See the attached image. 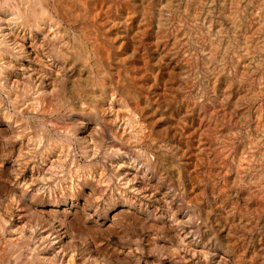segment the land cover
I'll return each instance as SVG.
<instances>
[{"label":"rangeland","instance_id":"rangeland-1","mask_svg":"<svg viewBox=\"0 0 264 264\" xmlns=\"http://www.w3.org/2000/svg\"><path fill=\"white\" fill-rule=\"evenodd\" d=\"M57 1L53 92L0 49V264H264V0Z\"/></svg>","mask_w":264,"mask_h":264},{"label":"bare ground","instance_id":"bare-ground-1","mask_svg":"<svg viewBox=\"0 0 264 264\" xmlns=\"http://www.w3.org/2000/svg\"><path fill=\"white\" fill-rule=\"evenodd\" d=\"M50 0H0V49H2V50H5V51H7L10 47L8 46V43H7V41H8V39H6V37H5V35H6V31H8L7 33H8V35H9V39H10V36H11V41L13 40L14 41V44H15V46L18 48H16L15 49V51H17V52H19V53H24V54H26L27 55V57L28 58H31V59H34V61L36 60L37 62H40L41 63V65H43L42 67H39V69L38 70H40L39 71V73L40 74H43V72H44V76L48 79L47 80V82H50V89H49V91H54V81L56 80V78L58 77V70H59V67H58V64L56 63V61H55V63H53V62H51V63H49V64H47L48 62H46V60H44V58H43V56H42V54L40 53V50L39 49H41L42 48V45H43V39H45V38H48L47 40H50L53 44H52V46H51V48H50V51L52 52V54L55 56V58H57V60L58 59H60V58H66L65 57V55H67L65 52H66V50H63V46H62V43H61V41H55L56 40V33L58 32L57 30H58V28H59V26L57 27V21L56 20H54V16L55 17H60V15L58 14V8H57V6H56V3H58V1L57 0H51L52 2H53V4H52V6H50L49 7V5H50V2H49ZM57 1V2H56ZM62 0H60V2H61ZM83 3H87V1H85V0H81ZM90 1V0H89ZM96 1V0H95ZM63 2V1H62ZM81 2V3H82ZM103 3V2H102ZM78 4H79V2H78ZM91 4V3H90ZM92 4H93V2H92ZM91 4V5H92ZM60 5V4H59ZM67 5V4H66ZM80 5V4H79ZM89 5V4H88ZM85 6V5H84ZM94 7V6H93ZM97 7L99 8V10H100V8H101V3L99 2L98 4H97ZM50 8H53V12L55 13V14H53V12L50 10ZM63 8V7H62ZM86 8H88V7H86ZM89 8H91V7H89ZM93 9V8H92ZM102 9V8H101ZM6 10H9V11H7V12H10L8 15H13V16H11L12 18H14V24L15 23H17L18 24V26H20V27H27L28 29H29V31H32V30H35L36 31V33L35 34H33V33H28V36H26L24 33H22L21 31V33L17 30V29H12V28H10L9 26H10V24H11V20H9V17L7 18L3 13H5V11ZM83 11V10H82ZM93 11H94V9H93ZM97 11V10H96ZM95 11V12H96ZM60 12L62 13V11L60 10ZM63 14H64V17H63ZM61 16L65 19V16H66V14L65 13H63ZM72 14V13H71ZM70 14V15H71ZM93 14V13H92ZM102 14V13H101ZM98 15V14H97ZM85 16H83V18H84ZM66 18H67V16H66ZM93 18H94V15H93ZM11 19V18H10ZM86 19H87V17H86ZM95 19H97V18H95ZM13 20V19H12ZM59 20V19H58ZM84 20V19H83ZM90 20V19H89ZM100 20V19H99ZM73 21V20H72ZM12 22V23H13ZM75 22V21H74ZM93 22V21H92ZM99 22V21H98ZM68 23V22H67ZM13 24V25H14ZM66 24V23H65ZM91 24V23H90ZM95 25H96V23H94ZM101 24H102V22H101ZM60 25V24H59ZM86 25V24H85ZM17 26V27H18ZM90 26V25H89ZM99 28H100V25H97ZM95 27V26H94ZM61 28V27H60ZM23 29V28H22ZM80 31V30H79ZM83 31V30H82ZM34 32V31H33ZM62 33H63V31H61ZM68 32V31H67ZM91 32V31H90ZM93 32H94V30H93ZM84 33V32H83ZM87 33V32H86ZM96 33V32H95ZM27 34V33H26ZM59 34H61V33H59ZM64 34V33H63ZM68 34V33H67ZM98 34V33H97ZM101 34V33H100ZM70 35V34H69ZM87 35H89V34H86V36ZM62 36V35H61ZM90 36H92V35H90ZM90 38V37H89ZM97 38H98V36H97ZM94 39H95V37H94ZM60 40H61V38H60ZM75 40V39H74ZM99 40V39H98ZM101 40V39H100ZM10 41V42H11ZM12 41V42H13ZM49 41V42H50ZM94 40H93V38H92V42H93ZM64 42H65V40H64ZM66 42H67V40H66ZM75 43V42H74ZM90 43H91V41H90ZM89 43V44H90ZM65 44V43H64ZM99 44V43H98ZM66 45H67V43H66ZM97 45V44H96ZM44 46V45H43ZM47 46V45H46ZM48 46H50V45H48ZM70 46V45H69ZM90 46H92V45H90ZM13 47V46H12ZM65 47V46H64ZM93 47V46H92ZM96 47V46H95ZM94 47V48H95ZM98 47V46H97ZM47 48V47H46ZM91 48V47H90ZM103 48V47H102ZM43 49H44V47H43ZM42 49V50H43ZM76 49V48H75ZM41 50V51H42ZM69 50V49H68ZM78 49H76V51H77ZM99 50V49H98ZM102 50V49H101ZM44 51V50H43ZM101 52V51H100ZM3 53H4V51H3ZM11 53V52H10ZM43 53V52H42ZM86 53V52H85ZM91 53V52H90ZM13 54V53H12ZM11 54V55H12ZM15 54V53H14ZM47 54V53H46ZM44 55V56H49V54H47V55ZM93 54V53H92ZM99 54H101V53H99ZM69 55V54H68ZM13 56V55H12ZM11 56V57H12ZM96 56V55H95ZM1 57H2V55H0V59H1ZM21 57V56H20ZM69 57V56H68ZM94 57V56H93ZM92 57V58H93ZM6 58H7V56H6ZM15 58V57H14ZM48 58H50V57H48ZM84 58V57H83ZM3 59H5L4 57H3ZM17 59H18V57H17ZM69 59V58H68ZM100 59V58H99ZM13 60V59H12ZM30 59H28L27 60V62L26 63H21L20 61V69L22 70V73L24 74V71H28V72H33L34 70L36 71V69H37V67L35 66V67H33L32 65H31V63H30V61H29ZM94 60V59H93ZM22 61H24V59L22 60ZM35 61V62H36ZM49 61V60H48ZM51 61V60H50ZM62 61V60H61ZM13 62H15V59H14V61ZM25 62V61H24ZM32 62V61H31ZM60 62V61H59ZM95 62V61H94ZM93 62V63H94ZM0 63H1V61H0ZM5 65H3L2 67H4V69L2 70V69H0V72L1 73H3V74H6V73H8V74H10L9 72H7L6 70L11 66V61L10 60H8L7 61V59H5ZM32 63H34V62H32ZM39 63V64H40ZM63 63V62H62ZM17 64V63H16ZM38 64V63H37ZM95 64L97 65V63L95 62ZM100 64V63H99ZM13 66H11V67H14L15 66V64L13 63L12 64ZM1 66V65H0ZM16 67V66H15ZM14 67V68H15ZM67 67V66H66ZM18 68V67H17ZM60 71V70H59ZM11 72V71H10ZM37 72V71H36ZM102 72V71H101ZM12 73V72H11ZM38 73V72H37ZM39 73H38V75H39ZM14 74V73H13ZM21 74V73H20ZM29 74V73H28ZM33 74V73H32ZM99 74H100V71H99ZM1 75V74H0ZM7 75V74H6ZM5 75V76H6ZM34 75V74H33ZM2 76V75H1ZM13 76V75H12ZM16 76V75H15ZM19 76V75H18ZM17 76V77H18ZM21 76V75H20ZM25 76V75H24ZM41 76V75H40ZM39 76V77H40ZM33 77V76H32ZM35 77V76H34ZM38 77V78H39ZM10 78H12V77H10ZM20 78V77H19ZM19 78H17V79H19ZM37 78V77H36ZM60 78V77H59ZM5 79H7V77H4V80ZM14 78H12V80H13ZM33 79V78H32ZM9 81V80H8ZM16 81V80H15ZM21 81V80H20ZM46 81V80H45ZM58 81V80H57ZM102 81V80H101ZM0 82L1 83H3L4 84V81H1V79H0ZM5 82H7L6 80H5ZM40 82V81H39ZM96 82H97V80H96ZM18 83V82H17ZM25 83V82H24ZM56 83V82H55ZM8 84V83H7ZM7 84L5 85V86H7ZM10 84V83H9ZM26 84V83H25ZM42 84V83H41ZM96 84V83H95ZM98 84V83H97ZM28 85V84H27ZM40 86V85H39ZM39 86H37L36 85V87H35V89H34V91H33V95H31L32 97L31 98H29L28 100H25L24 101V99H21V100H23L24 102H22V103H14V106H15V108L17 109V110H20V111H22L21 109H23V108H25L26 110L28 109H33V110H38V109H43L44 108V106H43V102L45 101V99L47 98L46 97V90H48V89H43L42 87H39ZM9 87V86H8ZM7 87V88H8ZM34 87V86H33ZM98 87V86H97ZM2 88H3V86H2ZM7 88H5V89H7ZM56 88V87H55ZM58 88V87H57ZM100 88H101V86H100ZM9 89V88H8ZM24 89H25V87H24ZM27 89V88H26ZM29 89H30V87H29ZM32 89V88H31ZM98 89H99V87H98ZM103 88H101V90H102ZM3 90V89H2ZM56 91V90H55ZM24 92V91H23ZM100 92H102V91H100ZM10 93V92H9ZM11 95V94H10ZM29 95V94H28ZM27 96V95H26ZM98 96V95H97ZM109 96V95H108ZM14 97V96H13ZM21 97V96H20ZM46 97V98H45ZM49 97V96H48ZM99 97H101V96H99ZM98 97V98H99ZM105 97V96H104ZM15 98V97H14ZM17 98V97H16ZM97 98V99H98ZM108 98V97H107ZM10 99V101H12L13 100V98H9ZM96 99V98H95ZM109 99V98H108ZM111 99V98H110ZM18 100V99H17ZM47 100V99H46ZM14 101V100H13ZM98 101V100H97ZM101 101V100H100ZM107 101V100H106ZM114 101V100H113ZM19 102V101H18ZM47 102V101H46ZM99 102V101H98ZM11 103V102H10ZM103 103V102H102ZM102 103H100V104H102ZM114 103V102H113ZM124 103V102H123ZM128 103V102H127ZM129 103H131V102H129ZM45 104V103H44ZM48 104V103H47ZM99 104V103H98ZM116 104V105H115ZM115 106H117L118 107V109H117V112H116V115H118V116H120L122 119H125L126 120V122H124L123 124H125V125H129L130 126V129H131V131H132V129H133V131H134V134L133 133H131V134H133V137H136L138 140H139V138L140 139H142V131H141V129H140V131H138L139 129H135V127H137L136 125H134L135 124V119H134V111L132 110V109H126V110H124L123 109V104H122V102L119 100V99H117L116 101H115ZM133 104V103H132ZM137 104V103H136ZM13 105V104H12ZM49 106V105H48ZM47 106V107H48ZM98 106V105H97ZM114 107V106H113ZM45 108H46V106H45ZM95 108V107H94ZM98 108H99V106H98ZM103 108V107H102ZM116 108V107H115ZM141 108V107H140ZM139 108V109H140ZM49 109V108H48ZM53 109V108H52ZM51 109V110H52ZM105 109V108H104ZM109 109H110V107H109ZM133 109H134V107H133ZM16 110V111H17ZM45 110V109H44ZM94 110V109H93ZM92 110V111H93ZM101 110V109H100ZM111 110V109H110ZM113 110H114V108H113ZM23 111H25L24 109H23ZM32 111V110H31ZM41 111V110H40ZM43 111V110H42ZM103 111V110H102ZM109 111V110H108ZM115 111V110H114ZM35 112V111H34ZM73 112V111H72ZM138 112V111H137ZM93 113H94V111H93ZM113 113H115V112H113ZM141 114V113H140ZM140 114H139V116H140ZM5 115V114H4ZM94 115V114H93ZM113 115V114H112ZM2 116V115H1ZM97 116V115H96ZM115 115H113V117H114ZM101 118V117H100ZM112 118V117H111ZM110 118V121H112V119ZM10 119V118H9ZM102 119V118H101ZM143 120V119H142ZM145 120V119H144ZM5 121H7V120H5ZM10 121V120H9ZM106 121V120H105ZM8 122V121H7ZM101 122V121H100ZM103 122V121H102ZM112 122H115L114 120L112 121ZM16 123V122H15ZM119 123H121V121L119 120ZM139 123V122H138ZM17 124V123H16ZM123 124L122 125H120L119 127H121V126H123ZM140 124V123H139ZM145 124V123H144ZM8 125V124H7ZM9 125H10V123H9ZM95 125H97V123L95 124ZM102 125H104V124H102ZM116 125H117V123H116ZM148 125V124H147ZM98 126V125H97ZM107 126H108V124H107ZM106 126V127H107ZM17 127V126H16ZM109 127V126H108ZM128 127V126H127ZM19 128V127H18ZM116 128V127H115ZM118 128V127H117ZM147 128V127H146ZM100 129V128H99ZM120 129V128H119ZM127 129V128H126ZM101 130V129H100ZM104 130V129H103ZM110 130V129H109ZM128 131H129V129H127ZM127 130H125V131H127ZM143 130V132H144V129H142ZM146 130V129H145ZM151 130V129H150ZM23 131V130H22ZM94 131V130H93ZM21 132V131H20ZM102 132V131H101ZM113 132V131H112ZM118 132V131H117ZM117 132H114V133H117ZM122 132V131H121ZM150 132V131H149ZM22 133V132H21ZM108 133V132H107ZM119 133V135H120V131L118 132ZM128 133V132H127ZM147 133H148V131H147ZM17 134H19V133H17ZM25 134V133H24ZM109 134V133H108ZM130 134V133H129ZM130 134V135H131ZM144 134V133H143ZM145 134H146V132H145ZM151 134V133H150ZM104 135H105V132H104ZM111 135H113V134H111ZM146 135H148V134H146ZM18 136V135H17ZM113 136H115V135H113ZM132 136V135H131ZM127 137V139H124L126 136L124 135L123 137L124 138H122L121 137V139L123 140H126L125 142H130L132 139H134L133 137ZM19 137V136H18ZM17 137V138H18ZM111 137V136H110ZM146 137V136H145ZM144 137V138H145ZM130 138H132V139H130ZM136 138L134 139L135 140V142L137 141L136 140ZM21 139V138H20ZM121 139H120V141H121ZM129 139V140H128ZM123 140V141H124ZM118 141H119V138H118ZM141 141V140H140ZM132 144H133V142H131ZM124 144V143H123ZM140 144V143H139ZM66 145H68V144H66ZM125 145V144H124ZM138 145V144H137ZM50 146V145H49ZM66 147H68V146H66ZM109 147V146H108ZM116 148V147H115ZM90 150V149H89ZM115 150V149H114ZM116 150L117 151H119L117 148H116ZM65 151H66V149H65ZM86 151V150H85ZM91 151V150H90ZM116 151V152H117ZM113 152V151H112ZM115 152V151H114ZM143 152V151H142ZM65 153V152H64ZM67 153V152H66ZM91 152H85V154H87V155H91L90 154ZM60 154V153H59ZM62 154H63V152H62ZM125 154V153H124ZM142 154V153H141ZM53 155V154H52ZM54 156V155H53ZM143 156V155H142ZM145 156V155H144ZM143 156V157H144ZM55 157H56V154H55ZM148 157V156H147ZM57 158V157H56ZM144 160V159H143ZM122 161V160H121ZM119 162V161H118ZM145 162H146V160H145ZM124 163V162H123ZM150 163V162H149ZM117 164V163H116ZM115 164V165H116ZM121 164H122V162H121ZM125 164V163H124ZM112 165H113V163H112ZM129 165V164H128ZM116 167V166H115ZM132 174V173H131ZM126 182V181H125ZM126 186V185H125ZM185 233V232H184ZM200 251V250H199ZM4 257V256H3ZM3 261V260H2ZM5 261V260H4Z\"/></svg>","mask_w":264,"mask_h":264}]
</instances>
